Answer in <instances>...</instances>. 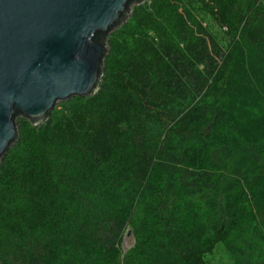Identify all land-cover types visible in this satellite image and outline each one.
<instances>
[{
	"label": "trees",
	"instance_id": "16d2710c",
	"mask_svg": "<svg viewBox=\"0 0 264 264\" xmlns=\"http://www.w3.org/2000/svg\"><path fill=\"white\" fill-rule=\"evenodd\" d=\"M131 3L97 92L16 116L0 264H264V0Z\"/></svg>",
	"mask_w": 264,
	"mask_h": 264
},
{
	"label": "water",
	"instance_id": "95a60500",
	"mask_svg": "<svg viewBox=\"0 0 264 264\" xmlns=\"http://www.w3.org/2000/svg\"><path fill=\"white\" fill-rule=\"evenodd\" d=\"M133 1L0 0V160L16 116L39 124L59 102L98 91L106 36Z\"/></svg>",
	"mask_w": 264,
	"mask_h": 264
},
{
	"label": "rangeland",
	"instance_id": "374dc122",
	"mask_svg": "<svg viewBox=\"0 0 264 264\" xmlns=\"http://www.w3.org/2000/svg\"><path fill=\"white\" fill-rule=\"evenodd\" d=\"M217 31H218L219 35H221V32H219V30H217ZM127 229H130L131 235L129 237H127L126 236L127 230H126V232L123 236V240L119 246V249H120L119 259H120V261H122L124 256L127 253H129L130 248H132L135 244V238H134V234H133L132 229L131 228H127ZM208 261H209V264H233L231 262L229 254H227V252L225 251V249L223 248L222 245H218L216 247V249L213 251V253L208 256Z\"/></svg>",
	"mask_w": 264,
	"mask_h": 264
}]
</instances>
